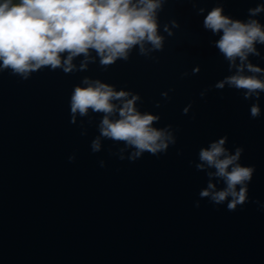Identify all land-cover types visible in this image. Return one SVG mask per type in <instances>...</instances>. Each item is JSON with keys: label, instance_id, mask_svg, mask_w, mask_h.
<instances>
[{"label": "water", "instance_id": "obj_1", "mask_svg": "<svg viewBox=\"0 0 264 264\" xmlns=\"http://www.w3.org/2000/svg\"><path fill=\"white\" fill-rule=\"evenodd\" d=\"M261 3L164 0L161 51L136 47L108 67L92 52L84 70L79 56L70 74L44 68L27 80L0 73V264H264V93L252 118L256 101L216 87L235 69L215 47L220 34L203 26L213 8L247 21ZM251 18L264 25V12ZM256 48L249 60L264 69V45ZM84 77L138 94L137 109L160 117L153 127L170 126L175 144L132 161L131 149L101 137L94 152L102 114L70 122ZM221 137L254 168L234 211L199 196L213 169H196L198 152Z\"/></svg>", "mask_w": 264, "mask_h": 264}, {"label": "clouds", "instance_id": "obj_2", "mask_svg": "<svg viewBox=\"0 0 264 264\" xmlns=\"http://www.w3.org/2000/svg\"><path fill=\"white\" fill-rule=\"evenodd\" d=\"M163 3L164 0H0V73L9 71L27 80L44 68L70 74L76 70L73 60L79 56L84 57L79 70H84L92 52L99 57L101 66L108 67L118 59L127 61L136 47L140 55L161 51L164 38L158 33L157 13ZM261 12L264 3L249 9L250 18L241 21L216 7L203 21L205 29L220 34L215 47L229 62V68L235 69L216 87L223 89L227 84L242 92L243 99L256 101L250 106L252 118L261 115L258 102L264 93V69L249 60L250 55H260L256 45H264V25L251 18ZM164 30L171 35L167 25ZM139 99L138 94L117 91L108 83L84 77L70 95V122L75 123L77 115L88 116L90 111L102 114L99 136L91 144L94 152L100 150L101 137L131 149L132 161L146 152H167L176 142L170 126L153 127L160 117L139 111ZM226 139L221 137L200 148L196 169H213L207 173L209 182L199 196L216 205L226 202L227 210L234 211L247 202V185L254 168L239 163L243 149L237 147L230 153L224 146ZM212 177L224 186L217 189Z\"/></svg>", "mask_w": 264, "mask_h": 264}]
</instances>
